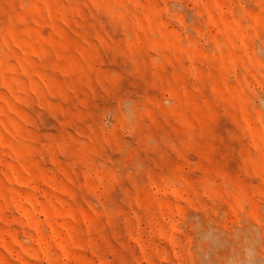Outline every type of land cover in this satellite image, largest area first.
I'll use <instances>...</instances> for the list:
<instances>
[{
    "label": "rangeland",
    "instance_id": "1",
    "mask_svg": "<svg viewBox=\"0 0 264 264\" xmlns=\"http://www.w3.org/2000/svg\"><path fill=\"white\" fill-rule=\"evenodd\" d=\"M0 264H264V0H0Z\"/></svg>",
    "mask_w": 264,
    "mask_h": 264
}]
</instances>
